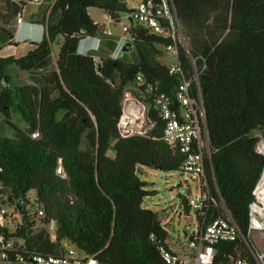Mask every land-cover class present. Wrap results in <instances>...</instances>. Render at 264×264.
<instances>
[{"label": "trees", "instance_id": "16d2710c", "mask_svg": "<svg viewBox=\"0 0 264 264\" xmlns=\"http://www.w3.org/2000/svg\"><path fill=\"white\" fill-rule=\"evenodd\" d=\"M173 2L188 44L187 50L177 44L180 73L161 62L163 48L175 42L137 23L127 32L133 51L112 58L118 38L88 11L107 13L117 28L131 13L125 0H56L40 22L43 39L23 57L0 56V202L21 216L10 234L21 243L4 264H32L36 254L61 256L68 248L100 264H167L160 248L171 249L170 233L143 207L155 192L138 173H182L185 156L164 142L155 98L163 96L180 114L179 87L194 75L191 58L200 72L191 96L197 98L199 89L204 106L209 197L199 208L184 197L181 206L186 214L195 210L199 231L227 214L239 227L235 242L217 246L213 264H257L248 228L264 171L258 150L264 145V0ZM11 5L0 0V53L15 45ZM92 42H99L98 50ZM127 92L143 96L155 124L144 136H119ZM59 160L66 178L57 173ZM18 204L24 205L20 212ZM28 207L43 209L41 222ZM49 221L56 224L55 241L43 227Z\"/></svg>", "mask_w": 264, "mask_h": 264}, {"label": "built area", "instance_id": "2783aa9c", "mask_svg": "<svg viewBox=\"0 0 264 264\" xmlns=\"http://www.w3.org/2000/svg\"><path fill=\"white\" fill-rule=\"evenodd\" d=\"M32 1L36 4L42 3V0ZM132 1L135 2V6L126 17L129 21L132 20L133 22H130L131 24L129 26L123 28L125 35L118 38L117 46L111 54L112 58L117 59L121 55L124 46L128 42H131V38L127 32L134 23H137L175 42L173 45L164 47L163 50L175 61V64L168 66L170 73H180L181 68L179 65V50L177 44L186 50L188 49V44L179 22L173 0ZM54 3L47 10V20ZM104 19L111 22V18L107 13L104 14ZM16 21L18 25L24 23L22 16L19 14L16 17ZM95 23L103 28L105 27L97 22ZM40 27L44 33L46 25H40ZM104 29L107 30L106 28ZM107 34L109 36L113 35L108 30ZM97 39L101 42L100 37ZM191 60L195 68L194 75L191 80H184L179 87L178 99L181 106L180 114L176 116L171 103L165 100L163 96L156 97L155 102L165 122L164 142L172 150L178 151L185 156V160L181 166L182 173L193 176L199 182V195L189 201L192 207L199 208L205 204L209 197V186L206 180L203 157L204 150L208 149L209 142L204 117V106L199 89L197 98L191 96V86L194 83L198 84L200 75V72L195 67L196 60L193 58ZM138 81H141V78H138ZM154 126L155 124L148 118V110L143 102V96L127 92L122 101V114L117 125L119 136L123 139L136 135L144 136ZM38 137L39 133L33 135V138ZM259 152L262 153L260 150ZM57 173L62 178H66L61 160H59ZM263 177L264 171L253 192L254 202L249 207L248 234L251 239L255 233L264 238V194L260 189ZM7 206L9 205H4L0 202V264L6 263L12 257V253L15 251V243H21V241L10 236L16 227L15 219L18 212L15 211L14 207H11L12 212H10ZM27 212L30 215H35L38 222H41L40 220L44 217V211L41 208L36 209L35 212L34 210L30 211L28 209ZM13 226L14 229H12ZM43 227L50 235L51 240L55 241V222L49 221ZM240 235L241 231L239 227L231 216L227 214L224 217L213 220L204 229L197 230L194 238L189 240L186 245H182L178 251L161 247L160 254L167 264H213L218 253L217 246L222 242H235ZM250 249L256 263L264 264V252H257L255 246L250 247ZM17 258L21 260L19 256ZM31 263L100 264L93 258L85 259L81 257L79 252L73 248H68L67 252L61 256L36 254L32 257ZM236 264H248V262L246 259H240Z\"/></svg>", "mask_w": 264, "mask_h": 264}, {"label": "rangeland", "instance_id": "374dc122", "mask_svg": "<svg viewBox=\"0 0 264 264\" xmlns=\"http://www.w3.org/2000/svg\"><path fill=\"white\" fill-rule=\"evenodd\" d=\"M128 5V9L131 10L135 6V2L132 0H125ZM140 1V0H135ZM91 18L104 25L113 36L119 38L125 35L123 28L129 26L131 23L125 15L122 16L120 24L115 28L110 21L104 19V12L98 9H90L88 11ZM26 48L13 49L14 57L19 58L27 54ZM53 51L55 54L59 51V40L53 45ZM129 58V57H128ZM161 62L166 66L175 64V61L165 53L161 58ZM16 74H23L15 67H13ZM25 79V75H24ZM27 81V80H26ZM2 120L0 118V129L2 128ZM11 132V130H10ZM10 132L6 131L8 135ZM259 150L264 154V146L260 145ZM139 178L145 182L146 190L149 192H155L154 195H150L145 198L143 207L157 213L162 221V224L166 226L170 233L169 244L172 249L179 250L182 245H186L189 242V237L193 233L197 232L198 219L197 213L194 209H190L186 214L182 208V199L185 197L188 200L196 198L199 195V182L191 175L183 174L181 172H162L152 170L149 168H141L138 173ZM36 193L30 192L28 198L31 202H34ZM30 207L27 208V210ZM7 209L12 212V208L7 206ZM21 222V216L18 213L15 219V225ZM14 225V226H15ZM14 226L12 229H14ZM254 246L258 252H264V239L262 242L256 244L255 237L252 238Z\"/></svg>", "mask_w": 264, "mask_h": 264}, {"label": "crops", "instance_id": "0c3cea01", "mask_svg": "<svg viewBox=\"0 0 264 264\" xmlns=\"http://www.w3.org/2000/svg\"><path fill=\"white\" fill-rule=\"evenodd\" d=\"M13 1L19 4L18 14L22 16L24 23L18 25L16 18H13L11 27L13 29L14 40L12 43L15 45L6 46V48L0 53V56L3 57L14 56L12 50L21 47L26 48V52L28 53L32 50L33 42H39L43 39L40 22L45 16V12L48 10L49 6L55 2V0H42L41 4H36L32 0H12V2ZM98 45L99 42H92V47H97ZM254 237L257 240L255 241L256 244L257 242L259 244L264 239L257 233L254 234ZM171 250L178 251L172 248Z\"/></svg>", "mask_w": 264, "mask_h": 264}, {"label": "water", "instance_id": "95a60500", "mask_svg": "<svg viewBox=\"0 0 264 264\" xmlns=\"http://www.w3.org/2000/svg\"><path fill=\"white\" fill-rule=\"evenodd\" d=\"M18 12H19V4H18L17 2H15V1H13V2H12V8H11V17H12V18H16L17 15H18ZM130 22L132 23L133 21L131 20ZM133 49H134V47H133L132 42H128V43L124 46V48H123L121 54H123V53H130V52L133 51ZM23 207H24L23 204H18V206H17L18 211H19V212L22 211Z\"/></svg>", "mask_w": 264, "mask_h": 264}, {"label": "bare ground", "instance_id": "6f19581e", "mask_svg": "<svg viewBox=\"0 0 264 264\" xmlns=\"http://www.w3.org/2000/svg\"><path fill=\"white\" fill-rule=\"evenodd\" d=\"M260 189H261L262 193L264 194V177H263V180L261 181Z\"/></svg>", "mask_w": 264, "mask_h": 264}, {"label": "clouds", "instance_id": "9594fccd", "mask_svg": "<svg viewBox=\"0 0 264 264\" xmlns=\"http://www.w3.org/2000/svg\"><path fill=\"white\" fill-rule=\"evenodd\" d=\"M86 43V39L85 40H82V41H80V43L79 44H81V43ZM93 49H95V50H98V48L97 47H92ZM77 52H78V48H77ZM79 52H84L83 50H80L79 49Z\"/></svg>", "mask_w": 264, "mask_h": 264}]
</instances>
